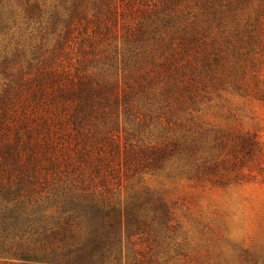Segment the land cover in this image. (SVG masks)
I'll use <instances>...</instances> for the list:
<instances>
[{
  "label": "trees",
  "instance_id": "obj_1",
  "mask_svg": "<svg viewBox=\"0 0 264 264\" xmlns=\"http://www.w3.org/2000/svg\"><path fill=\"white\" fill-rule=\"evenodd\" d=\"M176 1L25 0L37 18L48 12L28 48L18 40L0 50V264L151 259L141 244L154 252V225L169 222L170 207L114 196L136 173L159 169L171 149L121 140L118 126L140 117L138 96L155 70L140 71L139 48L147 26L167 30ZM115 12L125 21L120 47L111 42Z\"/></svg>",
  "mask_w": 264,
  "mask_h": 264
},
{
  "label": "rangeland",
  "instance_id": "obj_2",
  "mask_svg": "<svg viewBox=\"0 0 264 264\" xmlns=\"http://www.w3.org/2000/svg\"><path fill=\"white\" fill-rule=\"evenodd\" d=\"M0 5V50L18 40L28 48L48 11L37 18L25 0ZM170 9L166 31L147 26L139 69L155 70V79L138 96L140 117L121 118L118 134L171 152L114 198L170 207L169 222L154 225V252L141 244L151 257L143 264H264V0H177ZM119 14L111 42L120 47Z\"/></svg>",
  "mask_w": 264,
  "mask_h": 264
}]
</instances>
